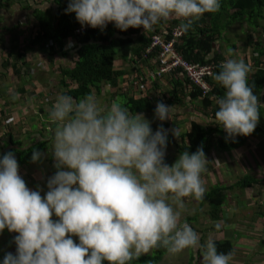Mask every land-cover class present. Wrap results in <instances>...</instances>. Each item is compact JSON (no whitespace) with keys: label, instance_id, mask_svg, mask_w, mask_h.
<instances>
[{"label":"clouds","instance_id":"9594fccd","mask_svg":"<svg viewBox=\"0 0 264 264\" xmlns=\"http://www.w3.org/2000/svg\"><path fill=\"white\" fill-rule=\"evenodd\" d=\"M49 6L50 0H41L42 11ZM219 9L220 0H69L65 13H75L81 27L103 30L114 22L121 31L150 30L174 17L186 21L179 27L187 32L203 14ZM249 70L241 59H226L213 73L225 92L208 123L221 126L226 139L248 136L258 124L262 104L248 84ZM170 107L158 101L155 118L169 119ZM48 119L55 124L57 171L47 179L43 197L18 174L12 151L0 158V231L18 233L16 251L5 253L3 264H127L157 247L171 254L203 249L204 264H228L231 254L218 253L211 240L201 244L200 234L180 223L168 202L183 207L185 197L203 198L202 147L180 153L168 165V130L162 124L153 131L142 113L119 102L99 105L92 92L80 100L59 95ZM41 156L33 150L31 161Z\"/></svg>","mask_w":264,"mask_h":264},{"label":"crops","instance_id":"0c3cea01","mask_svg":"<svg viewBox=\"0 0 264 264\" xmlns=\"http://www.w3.org/2000/svg\"><path fill=\"white\" fill-rule=\"evenodd\" d=\"M220 1L226 3V0ZM40 4L41 0H0V158L8 151H12L15 157L19 158L14 151L26 152L29 148L39 150L42 154L41 158L37 162L30 161L19 167L18 174L21 170L28 172L22 177L26 185L31 190H39L43 197L48 190L47 179L57 171L53 166L52 155L55 124L48 119V112L59 95L66 94L70 87L75 86V84H70V87L62 84V69L74 65L77 61L75 52L80 39L77 40L73 31L62 42L60 52H53L49 44H43L39 39L44 34L39 16L46 15L58 26L57 18L63 15L65 10L60 8L57 0H50V6L45 11L41 10ZM252 16L253 14L249 11L229 9L227 14L229 24L219 32L214 33L208 30L201 33L192 29L190 33L197 36L198 41H208L210 38L211 52L206 55L204 52L207 61L217 59L220 64L226 59H241L248 65L250 69L247 76L248 84L262 104L259 108L262 111V117H259L258 125L259 122L261 123V118L262 127H264V82L259 89L253 87L256 71L259 67L264 69V57H258L257 51L259 41L264 45V10L263 18L258 20V24L251 22ZM202 19L203 16L193 23ZM182 21L183 19L174 17L161 19L159 23L152 26L151 30L167 37L170 28L174 26L173 23ZM113 27H108L115 29L109 36L121 49L114 66L115 69L124 71L123 75L116 78L115 83L119 86L124 76L130 74L132 76L134 69L131 70L129 63L137 59L136 53L143 47L144 41L140 38L146 37L150 31L124 34V31ZM34 39L37 44H33ZM127 39L132 40L131 48L128 57L123 59L122 47H129ZM93 41L92 38L90 44ZM229 50H231V55H229ZM196 53L197 55L200 53V48L195 50L194 58ZM33 59L37 60L33 61ZM143 60L138 61L143 62ZM256 60H260L261 65L258 66ZM148 65L155 68L154 53H151ZM164 80L163 86L159 83L148 82L142 93L138 94L140 96L133 90L130 91L138 96L137 98L149 100L152 109H144L136 113H142L144 118L151 122L152 130L155 131L161 124L164 129L168 130L164 162L171 165L179 156L177 143L182 140L181 135L190 128L191 123L196 121L207 126L212 117L209 116L211 110L203 106L204 98L197 94L195 85L183 72L165 74ZM212 81H214L213 76ZM112 84L109 81L101 82L99 90L96 86H92L91 92L95 94L99 105L110 106L114 102H119L124 106L128 98L127 93L122 91V87L119 88ZM87 94L77 95L75 98L80 100ZM172 95H176L179 99L173 100ZM158 101L171 106L169 119L160 121L155 118L154 109ZM257 132L258 138L255 136ZM170 135L176 137V140L170 139ZM235 138L243 140V143L233 151L225 153L219 151L214 141L212 151L206 157L205 170L201 173V181H209V179L213 181V184L205 187L204 195L208 204H203L201 199L199 200L200 206L197 209H202L199 214L195 212L199 220L198 222L191 221V224H193V229L199 221L209 224L207 231L200 234L201 244L209 240L231 242V259L228 264H264V129L258 127L248 136H236ZM37 165L41 168H35ZM245 176L259 180V184H253L252 187L246 189L237 187L236 183ZM213 187H219L223 193V199L226 198L215 220L209 215L210 206L207 201V196ZM168 202L172 206L175 205L171 200ZM193 202L194 197L183 198V203ZM202 205L206 209L201 207ZM194 216L189 214L185 220L190 222L188 218ZM51 218L54 221L59 219L54 216ZM72 238L74 242L79 243L78 236L73 235ZM196 252L204 264L203 249H196Z\"/></svg>","mask_w":264,"mask_h":264},{"label":"trees","instance_id":"16d2710c","mask_svg":"<svg viewBox=\"0 0 264 264\" xmlns=\"http://www.w3.org/2000/svg\"><path fill=\"white\" fill-rule=\"evenodd\" d=\"M60 8L66 9L67 5L69 3V0H57ZM229 9H241L244 11H249L253 14L251 18V22H254V24H258V20L263 18V10H264V0H226L225 2L220 1V9L218 12L215 13H205L203 14V19L201 21H198L196 23L192 24V27L187 31L184 32V37L181 41H179L177 45V50L182 53V55L187 59L188 61L195 62V63H202V64H212L215 66V71H219V60L217 59H211L212 61L206 60V53L211 52L210 47V38L208 41L205 40H197V36H194L190 31L192 29H196L201 33H205L208 30L216 33L219 32L225 25L229 24V19L227 20V14ZM40 24L41 29L43 31V36L39 37L41 39V42L43 44H49V48L53 52H60L62 49V42L69 37L73 31L80 27L81 24L76 20L75 13H64L63 15H59L58 20V26H56V22H51L49 18L46 17H40ZM224 20V22H220ZM185 21H182L183 23ZM181 23H173V27L170 28L169 33L166 38L169 37V34L171 33L172 29L174 27L180 26ZM210 26V27H208ZM111 28V27H110ZM108 27H105L103 30L94 29L91 31H88L84 34L79 35L77 40L78 42V49L75 52V55L77 53V61L74 65L69 66L66 69H62V84L64 86H69L70 84H75L74 87H70L69 92L66 94L71 95L73 97H77V95H85L87 93H90L91 87H97L99 90V85L101 82L109 81L112 82V85H117L116 78L118 76H121L124 74L123 70H117L115 69L114 63L118 59V52L121 50L119 47H117L112 41V38L110 33L114 32L115 29H110ZM114 28V27H112ZM41 31V32H42ZM141 33L142 31H150L149 34L143 38H140V40L144 41L142 44V49L136 53V58L133 59L129 64L131 70L134 69V72L131 76L126 75L124 76L123 82L118 86L119 88L122 87V91L126 92L128 98L125 102V105L123 107H126L129 109V111L133 114H135L138 111L142 110H150L152 109L151 104L147 100H142V98H137L138 94H141L144 90L146 84L148 82H154L155 84H158L159 82L157 80L155 81H149L148 79L144 78L145 70L146 68H153L148 65L149 57L151 55H147L145 52L147 47L150 44L151 38L154 35H159L158 32L155 30H144L141 28H128L124 31V34L126 33ZM49 33V34H48ZM37 37V38H38ZM36 38V41H37ZM94 39L93 43L90 44L91 39ZM35 39L33 40V44H37ZM127 42L129 44V47H122L123 55L122 58L126 59L128 57L129 50L131 48V39H127ZM107 43V44H106ZM106 44V45H105ZM257 46L258 51V57L263 58L264 57V45L261 41H259ZM197 48H200V53H196V57L194 58V53ZM201 51L203 53H201ZM205 52V55H204ZM259 58V59H260ZM143 60V62H139L138 60ZM147 63V64H143ZM260 60H256V64L259 66ZM215 73V72H214ZM174 74V73H173ZM65 77V78H64ZM255 79L253 82L255 85L253 86L256 89H259L264 82V69L261 67L258 68L256 71V74L254 75ZM69 81V82H68ZM193 83V82H192ZM212 83V90L206 94L203 95L202 91L196 87L197 94L199 96H203V106L208 110H211L209 113V116L214 118L215 112L218 110L217 105V99L221 97L225 89L222 85H219L218 83H215L214 81ZM160 84V83H159ZM148 85V84H147ZM161 85V84H160ZM116 86V87H117ZM130 90H133L134 93H137L138 96L133 95ZM193 97H195L193 95ZM173 100L179 99L176 95H172ZM179 101V100H178ZM260 117L262 114V111L259 110ZM208 116V115H207ZM261 123L259 122L258 127H262V119L260 118ZM167 125V124H165ZM164 125V126H165ZM257 127V128H258ZM172 140H176L174 136L170 135ZM181 141L177 143V154L183 153L184 151H188L189 153L195 152L198 147H202L203 152L205 153V157L208 156V154L211 153L213 142L215 141V145L219 148V151L221 152H231L234 148L239 147L243 140H238L235 138V140L229 138L226 139V133L225 131L219 127L217 124L209 123L207 126L201 125L196 121H193L191 123V126L183 135H181ZM39 147V146H38ZM37 147V148H38ZM34 148H29L27 151H14L19 158H16L19 164V167L29 163L31 161V156L33 153ZM259 180L251 177V176H245L241 178L237 183L236 186L241 189H246L248 187H252L253 184H259ZM223 193L221 192L219 187H213L211 188V192H209L207 196V201H209V215L212 219L215 220V218L219 215V211L221 210L222 205L224 204L226 198L223 199ZM201 203L205 204L206 199L205 195L200 200ZM208 204V203H207ZM202 205L201 207H203ZM202 208H199L197 210V214L200 213V210ZM199 216L195 215L194 217L188 218V224L192 227L191 221L198 222ZM195 230V229H194ZM5 232L10 233L8 230H3ZM2 232V231H1ZM10 237L13 238V233H10ZM11 242V241H8ZM214 244L216 246L218 253H224V254H231V242L228 240L225 241H214ZM167 250L163 247H157L153 248L150 251V254L142 253V255L138 259H133L127 262V264H158L161 262L163 256L167 254ZM200 256H197V259L195 255H192V257L189 260L188 264H202ZM0 264H3L2 261H0ZM103 264H108L107 261H104Z\"/></svg>","mask_w":264,"mask_h":264},{"label":"built area","instance_id":"2783aa9c","mask_svg":"<svg viewBox=\"0 0 264 264\" xmlns=\"http://www.w3.org/2000/svg\"><path fill=\"white\" fill-rule=\"evenodd\" d=\"M114 22H108L106 27H113ZM143 29V27H138ZM99 29L85 25L74 30L75 37L88 31ZM184 37V31L180 27H174L166 38L162 35H154L150 44L146 49L147 55L154 53L156 65L155 68H146L144 78L149 81L157 80L161 86L165 84V74H179L183 72L195 85L203 95L208 94L212 90L211 78L215 72V66L212 64H202L188 61L177 50L179 41ZM37 59H33L36 61ZM148 84V83H147ZM203 97V96H202Z\"/></svg>","mask_w":264,"mask_h":264},{"label":"rangeland","instance_id":"374dc122","mask_svg":"<svg viewBox=\"0 0 264 264\" xmlns=\"http://www.w3.org/2000/svg\"><path fill=\"white\" fill-rule=\"evenodd\" d=\"M256 128H257V126H256ZM255 136L258 138V132L255 133ZM37 167L41 168L40 165H37L35 168H37ZM35 168H34V170H35ZM34 170L32 171V174H33ZM27 173L24 170H21L19 175L21 177H23L24 175H27ZM217 176L219 178V174H217ZM202 184H203V186L205 188V187H207V185L209 186V185L213 184V181L211 179H209V181L208 180H204V181H202ZM199 203H200V201L197 200V199L195 201V198H194V202L193 203H183V207H179L177 203H174L175 205L173 206V208H174V210L176 212L179 213V222L180 223L187 222L185 220V218L189 214L191 216H194L195 212L198 210L197 208L200 206ZM203 207L205 208V206H203ZM203 211H204L205 218H207L208 216L206 215L205 210H203ZM200 212H201V210H200ZM53 216L56 217L55 215H53ZM195 225H196L195 226V231L197 233H199V234L206 232L208 227H209V224L205 223L204 221H199V223L198 224L196 223ZM192 226H193V224H192ZM5 230H8V229L5 228ZM10 233L5 232V231H2V232L0 231V261H2V262H3V258H4L5 253H7V252L15 253V251H16V245L14 243L13 238L16 235H18V233L12 232L13 233V238L10 237L11 236ZM8 241H11V242H8ZM150 251L151 250H149L145 254H150ZM192 255H195V257L197 259L196 249H193V248L184 249L182 252L177 253V254H171V253L167 252V254H165L163 256L161 262H159L158 264H188L190 258L192 257Z\"/></svg>","mask_w":264,"mask_h":264}]
</instances>
